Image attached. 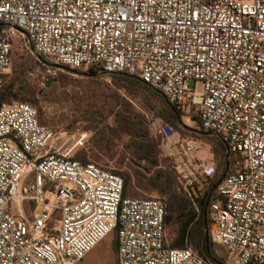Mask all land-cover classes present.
<instances>
[{
    "label": "built area",
    "instance_id": "built-area-1",
    "mask_svg": "<svg viewBox=\"0 0 264 264\" xmlns=\"http://www.w3.org/2000/svg\"><path fill=\"white\" fill-rule=\"evenodd\" d=\"M17 39L83 74L138 76L196 114L238 159L210 206L212 242L228 264H264V0H0V92ZM55 139L36 107L0 108V264H79L112 233L118 264H211L170 247L164 202L126 197L122 176Z\"/></svg>",
    "mask_w": 264,
    "mask_h": 264
},
{
    "label": "rangeland",
    "instance_id": "rangeland-1",
    "mask_svg": "<svg viewBox=\"0 0 264 264\" xmlns=\"http://www.w3.org/2000/svg\"><path fill=\"white\" fill-rule=\"evenodd\" d=\"M48 82H51L49 87ZM11 84L20 92L35 93L36 104L33 106L38 109L41 122L56 133L54 147L58 152L70 154L75 159L88 156L90 162L100 167L119 174H130L133 181L128 189L129 197L166 203L168 195L162 197L158 192L147 193L137 188L140 182L136 178L140 174L141 180L142 176L147 180L154 179L163 172L159 183L167 189V177L169 171H173L171 174L182 191L185 180L178 167L181 170L186 168L195 187H198V196H204L207 184L200 166L208 163L216 167V158L212 142L206 135L196 133L199 127L192 119L184 120L182 115V127L186 130L191 128L193 134L172 129L142 98H130L125 91H121L122 98L118 99L110 77H88L52 68L35 56L31 47L24 46L20 39L15 43L13 67L5 78L4 90ZM197 88L201 94L200 83ZM154 105L160 107L161 103L155 100ZM188 141L197 142V146L186 155L184 147ZM148 145L160 147V165L163 160H168V167L152 164L154 157L151 161L145 158L144 150ZM140 146L146 147L140 151ZM169 167L172 170L167 169ZM180 230L181 223L177 220L167 225L169 244L177 241ZM188 245L198 253L192 239ZM214 252L219 255V248L214 246ZM79 264H118L116 234L107 236Z\"/></svg>",
    "mask_w": 264,
    "mask_h": 264
},
{
    "label": "trees",
    "instance_id": "trees-1",
    "mask_svg": "<svg viewBox=\"0 0 264 264\" xmlns=\"http://www.w3.org/2000/svg\"><path fill=\"white\" fill-rule=\"evenodd\" d=\"M38 58L41 59L44 63L49 64L52 68L63 69L73 74L84 75L83 72L74 70L69 67L61 66L60 68H58L54 63H52L48 58L44 56H39ZM101 76H108L112 79L116 87L115 95L118 99L122 98L120 94L121 91H125L130 98H142L151 107H153L154 110L157 111L159 117L164 122L169 124L172 129L178 130L183 134H193L191 128H188L186 130L182 127V114L177 111L159 92L143 82L140 77L126 73L103 75L92 74L91 77L99 78ZM35 97V93L20 92V90H16L14 84H11L7 88V90H4L3 88V90L0 92V108L4 104L13 102H22L33 106V104H36ZM155 100L161 103L160 107H156L154 105ZM192 120L195 121V123L199 127V131L196 130V133L206 135V137L212 142L213 154L216 158V174L212 177H204L206 178L207 184V190L205 191L204 196H198L196 190L198 189L197 186L194 189L192 197H190L189 194L184 190L180 191L179 187H177L175 177L173 176V174H171V172L173 171H169L170 174L167 177L169 185H167V189L166 186H163L159 183L160 178L163 177V172H160L162 173V175H157L154 179L149 180H147L145 176H142L143 178L141 180L140 174H138L136 179L140 182V184L136 187L141 188L147 193L158 192L162 195V197L168 195V200L166 201V203H164L167 210L166 223L169 226L172 225L176 220L181 223L179 237L174 244H169L170 247L185 248L189 246V240L192 239V242L198 249L199 255L206 261L210 262L211 264H228V261L224 256L217 255L214 252L215 245L212 242L211 235L210 206L216 199L217 191H214V188L216 187L217 183L225 176L238 171V159L229 150L227 145L221 140L220 137L214 134H210L209 132H205L201 128L200 119L196 114H193ZM144 147L146 146H140V151L144 150ZM146 148L147 149L144 150L146 151V153L144 154L145 158L147 157V159L151 161V158L154 157V161L152 160V164L168 167V160H163L162 164L160 165L159 157L161 151L158 145H148ZM75 160L92 163L90 162L88 156H84L83 158ZM167 169L172 170L171 167ZM114 173L122 176L125 179V196L131 198L128 196V189L133 181L132 176L130 174H119L117 172ZM143 180H147V182L143 183ZM191 206L192 208H190ZM193 206L196 207L197 213L195 212V208L193 209Z\"/></svg>",
    "mask_w": 264,
    "mask_h": 264
},
{
    "label": "water",
    "instance_id": "water-1",
    "mask_svg": "<svg viewBox=\"0 0 264 264\" xmlns=\"http://www.w3.org/2000/svg\"><path fill=\"white\" fill-rule=\"evenodd\" d=\"M56 67L60 68L61 66L56 65ZM84 76H92V74H84ZM56 80H52V82H55ZM51 84V82H48L47 87H49V85ZM212 134V133H210ZM223 181V178L217 183L216 187L214 188V191L218 188V186L221 184V182ZM224 264V263H221Z\"/></svg>",
    "mask_w": 264,
    "mask_h": 264
}]
</instances>
